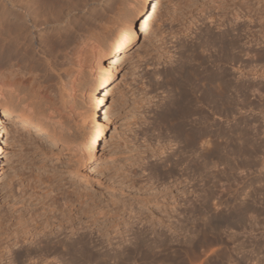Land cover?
I'll use <instances>...</instances> for the list:
<instances>
[{
    "label": "rangeland",
    "instance_id": "1",
    "mask_svg": "<svg viewBox=\"0 0 264 264\" xmlns=\"http://www.w3.org/2000/svg\"><path fill=\"white\" fill-rule=\"evenodd\" d=\"M96 1L88 0L85 10L98 8ZM129 1H110L115 12L106 28L116 26L120 9ZM191 1L192 12L183 11L185 15L184 0L151 1L149 22L125 55L118 56L107 100L109 122L88 165L73 140L88 130L85 88L93 79L92 53L84 56L80 84L64 92L60 114L48 121L57 124L54 136L27 130L13 117L2 119L7 145L0 169V240L1 249L9 251L4 253L6 261L20 246H33L32 237L17 243L20 237L7 230L26 222L32 211L41 212L39 203H29L56 184L49 196L58 192L59 209L66 210L80 193L86 195L87 233L93 249L106 253L107 263L119 256L122 264H264V56L252 60L247 73L235 74L236 84H253L255 90H247L244 102L238 93L232 111L213 115L219 126L233 128L229 153L213 152V144L224 145L225 135L208 134L193 163L188 148L181 156L184 142L162 118L183 54L179 45H197L207 26L216 32L228 26L227 18L218 26L208 17L218 16L221 8L214 6L220 0ZM233 1L235 9L247 6L243 0ZM204 4L213 6L203 10ZM241 13L244 17L235 22L257 30L248 14ZM83 17L78 11L73 20L81 22ZM245 47L264 52V42L251 40ZM228 65L236 68L239 62ZM242 135L247 136L245 148ZM78 227L80 220L75 219L62 228L63 234L77 238L82 232ZM44 256L51 264H64L59 253Z\"/></svg>",
    "mask_w": 264,
    "mask_h": 264
},
{
    "label": "bare ground",
    "instance_id": "2",
    "mask_svg": "<svg viewBox=\"0 0 264 264\" xmlns=\"http://www.w3.org/2000/svg\"><path fill=\"white\" fill-rule=\"evenodd\" d=\"M87 1L0 0V169L7 145V129L2 119L13 117L12 120L18 121L27 130L54 136L57 124L48 121L60 114L65 103L64 92L80 84V72L87 52L92 53L90 69L93 75L85 88L90 103L88 130L74 137L73 143L82 152L86 165L94 158V151L109 122L111 108L107 100L115 81L118 56L125 55L139 37V30L146 27L150 18L147 11L153 0H130L120 9L121 17L114 28H106L115 12L111 9L114 6L110 8L111 0L96 1L99 7L93 11L85 10ZM185 1V7H181L187 10L181 11L191 13L193 2ZM215 1L219 0H212V3ZM250 1L253 2L243 0L247 6L242 4L240 9H235L236 2L233 0L215 3L214 9L221 8L216 13L218 16L211 13L208 17L214 19L218 26L223 25L222 21L227 18L228 26L217 32L207 26L198 37L197 45H179L183 54L180 55L175 74H172L169 87L171 97L161 115L172 127L174 136L178 135L184 142L181 156L184 148H188L194 156L193 163H197L203 137L208 134L225 135L224 145L218 142L213 144V152L219 154L225 149V153H229V146L234 141L231 134L233 128L219 126L213 115L220 111H232L237 104V94L240 93L244 102L247 90L251 91L250 88L254 86L235 82L236 73L240 76L247 73L250 62L264 56V52L256 53L245 47L251 40L257 44L264 42V4L262 0H254L253 4L248 3ZM204 5L203 10L209 6ZM78 11L84 16L81 22L73 20ZM241 11L248 14L249 21L258 26L257 30L247 23L235 22L244 17ZM85 47L88 49L85 50ZM234 62H239L236 68L228 65ZM244 137L247 139L242 135ZM245 139L243 148L248 144ZM49 192H41L40 197L34 198V203H29H39L41 212L32 211L34 215L26 222L7 230L8 234L14 233L20 237L17 243L32 237L33 246L26 249L20 246L13 251V259L6 261L4 253L9 251L1 249L3 244L0 240V264H10L12 261L14 264H26V261L30 264H51L44 256L51 253L61 254L60 259L64 264L92 261L96 264H122L119 256L112 257L113 262L107 263L106 253L99 251V248L93 249L95 245L91 244V236L87 233L88 220L84 217L89 210L84 193L73 198L64 210L59 209L60 202L55 196L58 192L53 196H49ZM60 193L70 196L68 191ZM75 201H78L77 207ZM75 219L80 220L78 228L82 232L77 238H70L63 234L62 228L73 225ZM2 222L0 220V224ZM34 256H37L36 259ZM56 262L59 264L60 261Z\"/></svg>",
    "mask_w": 264,
    "mask_h": 264
}]
</instances>
